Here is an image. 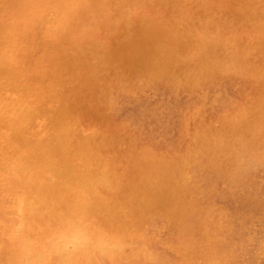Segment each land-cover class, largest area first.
<instances>
[{"label":"rangeland","instance_id":"obj_1","mask_svg":"<svg viewBox=\"0 0 264 264\" xmlns=\"http://www.w3.org/2000/svg\"><path fill=\"white\" fill-rule=\"evenodd\" d=\"M3 1L4 4L3 6H1ZM3 1L0 0V30L2 31V33H0V128H2L0 129V134L2 135H0V142L2 141V145L0 144V179L3 181L0 182V186L2 185L0 187V213H3L2 215L4 216L2 217V215L0 214V240L4 243L0 242V264H74V262L76 264H264V160H261V158L258 157L259 155L262 157V159H264V149H261L264 148V131H262L264 130V122L261 123L264 119V71L263 73L259 74L260 69H264V0H198L197 2L199 4H197L196 0H189L190 2L188 0H143L145 2H143L142 0H114L113 2V0H111V3L110 0H68V7L65 6L67 3L65 2V0H20L21 3L19 2V0H15V3L17 1L16 4L14 3V0L13 2H11L12 0H8L10 4L7 0ZM139 1L141 4L139 3ZM212 1H214L215 4H213L214 2L212 3ZM72 2L75 3V6ZM79 2H83L82 4H85V6L79 4L78 8ZM184 2L186 4H184ZM162 3H164L165 5ZM90 4L95 5L92 8H88L91 7ZM109 4L111 5L112 9L110 8ZM120 4L121 6H124L120 7ZM206 4H208L209 6H206ZM243 4L245 5V7L247 6L246 9L243 8ZM114 5H116V7ZM216 5H218L220 8ZM51 6L56 7L52 8ZM108 6L110 9L108 8ZM48 7H50V9L54 11H51ZM124 7L126 8V10ZM65 8L67 9V12L65 11ZM70 8L74 10H71ZM118 8H120V10ZM99 9L102 10V12ZM115 9H117L118 12ZM261 9L263 10V12H261ZM213 10L216 13L213 12ZM79 11L82 13H80ZM114 11L116 12V14ZM122 11H126L127 13H124ZM152 11L153 14H151ZM173 11H175V13ZM232 11L233 15L236 14L233 17H231ZM98 12L100 14H98ZM45 13H49L48 16L45 15ZM89 13H91V15ZM95 13H97V15ZM118 13L122 15L119 16ZM244 13L246 14L244 15ZM63 14H65L64 16L66 18L63 16ZM171 14L174 16H172ZM110 15H112L111 18ZM135 15L136 18L134 17ZM125 16H127L126 19H123V17L125 18ZM43 17L46 19H44ZM129 17H131L132 19H130ZM169 17L171 18L169 19ZM172 17H177L178 19ZM231 18L233 19L231 20ZM88 19L90 22L88 21ZM165 19L166 21H164ZM179 20L182 22H180ZM243 20L250 22H248V24ZM85 21H87V25ZM191 22L193 26L191 25ZM113 23L116 25L114 26ZM223 23L227 27L223 25ZM237 23L239 25H236ZM253 23L255 26L253 25ZM75 24L76 27L74 26ZM186 24L189 26H187ZM201 24L202 27H200ZM6 25L8 26L6 27ZM10 25L12 26L10 27ZM91 25L94 27H91ZM117 25H119V27ZM4 26L5 30L7 29L8 32L7 30L5 31L3 29ZM116 26L117 29H114L116 28ZM132 27L134 28V30ZM194 27L195 29H193ZM260 28L262 29V31ZM47 29L50 32L47 31ZM50 29H53L54 31ZM203 29L204 31H202ZM84 30H86L85 33H82L81 35V32H84ZM107 30H109L110 32ZM195 30L198 31L197 33L199 35L204 34V36L207 37H204L207 42L205 39H203V36H199L198 34L196 35ZM93 31L95 32V35H93ZM190 31H192V33H190ZM125 32L127 33L124 34ZM183 32H185V34H183ZM214 32L216 35L212 34ZM228 32H230L231 34H228ZM109 33H112L115 37ZM132 33L133 35H137L138 33L137 37L133 36V38L130 39V37L132 36H130V34ZM7 34L9 36L11 35V37L8 36L9 39L16 37L15 35H17V38H15V40L13 38L7 43V41L9 40L7 39ZM251 34L253 36H251ZM12 35L14 36L12 37ZM217 35L219 36V39ZM231 35H234V38L230 37ZM256 35H258V38L256 37ZM57 36L59 38H57ZM64 36H67L68 38ZM88 36L90 39L88 38ZM116 37L117 39L121 40V43L116 42L119 41L116 39ZM76 38H79V41ZM81 38L85 44L80 41ZM208 38H210V40H208ZM226 38L229 40H227ZM61 39L64 41V43ZM133 39L134 42H131V40ZM217 39L220 42L222 40V44L219 43ZM249 39L251 40V42L249 41ZM57 40L61 41L57 43ZM73 40L77 42H74ZM92 40L93 44L91 43ZM11 41L13 42L11 43ZM55 41H57L56 43L60 44L62 47L65 46V48H61V46L59 45L58 47L60 48V50L58 51L59 48H56L57 45H55ZM70 42L71 44L69 46L68 44ZM213 42H216L215 45H217L215 46ZM243 42H245V44H243ZM13 43L17 44L14 45ZM19 43L22 44L20 45ZM109 43L111 44L109 45ZM206 43L207 45L204 46V44ZM229 44H231L232 46ZM13 45L14 49L12 47ZM71 45L73 48L75 47L77 49H73ZM198 45L199 47H197ZM44 48H46V50ZM113 48H115L117 52ZM223 48L225 49V51ZM244 48L245 50H242ZM248 48L252 49H250L249 54ZM230 49L233 51V53ZM235 49L237 50L236 56L240 57V60L242 58L243 63L245 62L246 58V63H244V65L242 62H240L239 58H237L239 60L238 63V60L234 56ZM259 50L260 52H258ZM227 51L229 52L228 54ZM195 54L200 55L196 56ZM12 56L14 59L12 58ZM62 56L63 58L59 59V57ZM222 56L224 58H222ZM71 57L73 59H70ZM182 58L184 60H182ZM227 59L229 60L226 61ZM49 60H53L52 63H50L51 61ZM58 60H60V62ZM88 60L90 63H88ZM191 60L192 62H189ZM195 60L198 61L195 63ZM211 60L213 61V63ZM36 61L37 63H39L37 64ZM260 62L262 63V65L260 64ZM55 65L57 66L55 67ZM60 65L63 68L68 66L67 68L69 69H64L63 71V68ZM92 65H94V68L96 70L94 68H91ZM246 65L248 67H245ZM256 65H258L259 68ZM47 66L49 69L47 68ZM186 66L187 68L189 66V69L191 71H189V69L187 70ZM254 66H256L258 70ZM52 67L55 69H53ZM74 67H76V69ZM101 68H103V70ZM113 68L117 69L114 71ZM47 69L50 71V73ZM82 69L84 71L89 70V77L86 74L87 71L84 72ZM104 69H107V71H105ZM181 69L183 71L186 69L188 72L186 70L183 72L181 71ZM253 69L256 70V72H254ZM45 70H47V72ZM67 70L68 73L71 71L69 73V79H67L69 76ZM100 70H102V72L99 74L98 72H100ZM21 71H23V73L25 74H22ZM93 71L96 72L94 73ZM162 71H164L165 74ZM32 72H34V74ZM74 72L78 75L76 76ZM169 72H171V74H169ZM41 73H43V75ZM154 73H156L158 76L159 81L157 82H155V79H158L156 78L157 76ZM159 73L162 75V78L161 76L159 78ZM176 73H178V75ZM31 74H33L34 76ZM248 74H250V76ZM84 75L87 77L85 78ZM91 75H94V77H91ZM98 75L100 79H96ZM171 75L172 77H174V75H177L175 77V80L171 77ZM178 76L180 77V79L178 78ZM45 77L49 78L48 80L50 81H48ZM90 77L93 79V81L96 79V82H91L92 79ZM63 78L64 80L66 78L69 82L72 80L71 83L68 82L71 85H69L68 83H63L67 82V80L63 81ZM77 78H79V80ZM256 78L258 79V81H256ZM37 79H39L40 81H38ZM45 79L47 81H45ZM104 79L106 80L104 81ZM150 79L153 81H150ZM87 80H89V82ZM177 80L180 82H178ZM73 81L75 82V84H73ZM79 81L86 82L84 84L80 83ZM125 81H127L128 83H126ZM192 81L195 83L192 84ZM207 81H209V84L207 83ZM185 82L187 86L192 85L193 88H190L188 86V89L186 84H184ZM213 82H217L216 85L212 84ZM97 83L98 86H96ZM50 84L52 88L50 87ZM65 85H67V87ZM90 85L93 86V89H91ZM150 85L152 87H150ZM253 85L256 89L253 87ZM258 85L261 87H259ZM54 86H57V88ZM62 86L65 87L63 88ZM87 86L89 88H87ZM99 91L100 95H98ZM257 94L259 95V97ZM94 95L96 96L94 97ZM102 95L106 96L107 98ZM101 96L104 98H100ZM105 99L107 101H105ZM246 102L249 104H247ZM66 105L68 109L65 108ZM44 106H46L47 109H45L46 107L44 108ZM107 107L108 109H105ZM41 110L42 112H40ZM54 110L57 113H55ZM66 110L68 111V116ZM69 110L71 112H74L71 113L69 112ZM101 112H103L104 114ZM59 113H61L62 117H60L61 115ZM52 114L54 116H52ZM241 116L242 120H240ZM74 117L75 119H73ZM41 118L43 119V121ZM33 120L36 122L33 123ZM74 120L76 121L73 122ZM47 121L53 123L51 124ZM41 123H43L44 125ZM73 123L75 124V126ZM46 124L49 125L47 126ZM227 126L229 127V129H231L227 130ZM233 126L235 128H233ZM33 127H37V129L34 128V130ZM43 127L48 131L43 130ZM106 127L108 128L106 129ZM223 127L224 129H222ZM218 128H220V130H218ZM214 130L216 131V133ZM36 131L38 132L36 133ZM49 131L53 134L51 135ZM207 131L209 133L206 134ZM237 131H239V133ZM21 132H24V135H21ZM29 132L30 134H26ZM33 132L35 134H33ZM99 132L102 135L98 134ZM233 132H235L236 134ZM106 133H108V135H106ZM254 133L257 135H255ZM201 134L204 137L201 136ZM226 134H231V136ZM34 137L36 139H34ZM44 137H48V140ZM209 137H212V139H209ZM224 137L225 139H223ZM40 138L42 140L39 141ZM108 138L111 139L108 140ZM194 138H197L198 140ZM242 138L248 139L245 140ZM16 139L18 142L16 141ZM21 139H23L24 141ZM102 139H105L104 141L108 140V144ZM205 140L207 141L205 142ZM200 141H202V143ZM232 141H235V143H237L235 144ZM43 142L44 144H42ZM261 142L263 144H261ZM5 143H7V145H5ZM16 143H21V145H18ZM24 143L26 144V146ZM51 143L53 144V146ZM109 144L111 146H109ZM33 145H36L37 148ZM89 145L93 146L91 147ZM106 145H108L109 147H107ZM246 145L249 146L246 147ZM253 146L255 147V149ZM39 147L41 149H39ZM234 147L237 148L235 149ZM36 149H39L40 152L39 150L36 151ZM55 149L57 150V153L55 152ZM215 149L217 150L215 151ZM13 151L15 153H13ZM58 151H60L59 154ZM10 152L11 154H8ZM106 152H108L109 155H106ZM85 154L88 155L85 156ZM7 155L11 158L12 164L9 163L10 158H6ZM36 155L37 157H35ZM49 155L50 161L47 160L48 162H46L45 159H48ZM102 155L105 157H102ZM53 156L55 159L53 158ZM155 157L156 159L159 158L160 160H156ZM112 158L115 160H113ZM141 158L149 161H146L144 163L145 160L142 161ZM178 159L181 161H177ZM15 160L16 162L20 160V162L16 163ZM30 160L32 161V163L30 162ZM43 160L45 161L44 163ZM23 161H25L26 164L23 163ZM113 161L115 162L114 164L112 163ZM27 162H29V164ZM51 162L53 164H51ZM72 162L75 163L72 164ZM108 162H110L111 164H108ZM37 163H39L40 166L37 165ZM174 163L176 164L174 165ZM179 163L182 164L179 165ZM230 164L232 167L230 166ZM108 167L113 170L111 171L112 173L110 172V169ZM33 168L35 170H33ZM43 169L47 170L48 172L44 171ZM161 169H168V171H164ZM1 170L2 172L4 170L5 171L2 173ZM25 170L27 171V173H25ZM162 171L166 172L167 174L165 175V173ZM34 172L38 174H35ZM141 172L142 175H140ZM48 174L52 176H49ZM109 174L111 176L112 174L116 176L111 177ZM138 174L140 177L138 176ZM163 174L165 175V177ZM3 176L6 177L4 180ZM123 176L124 178L122 179ZM137 176L139 181L137 179ZM145 176L148 179H144L143 177ZM152 177L156 178L153 180ZM160 178L162 179V181ZM121 179L123 181H121ZM61 180L62 184L60 183ZM117 181H119V184ZM6 183L7 185L5 189L4 186ZM115 183L117 184L114 185ZM44 184L46 186H44ZM56 184L60 186L63 185L62 188H64V190L66 191H63L60 187L58 188ZM120 184L122 185V187L119 186ZM101 185L104 189L100 188L102 187ZM41 186L43 188H41ZM114 187L116 188L114 189ZM96 188L98 191L94 190ZM143 188L145 189L144 192H142ZM59 189L62 190L63 195ZM111 189L114 191L116 190L117 193L114 191L111 193ZM54 191L61 194L58 193V195H56L57 193ZM87 191L89 193H87ZM101 192L103 194L102 197L100 195ZM104 193L107 194L104 196ZM66 194L68 197H70L68 198ZM75 194L78 196L75 197ZM112 194L115 196V198ZM73 195L75 198L73 197ZM117 196H119V198H117ZM138 196L141 198H139ZM143 196L145 198H142ZM72 197L74 198L73 200ZM146 197H148L149 200ZM101 198H103V201ZM116 199H119L121 201L123 199V201H116ZM128 199L131 202L132 200H134V202H129V204ZM139 199L140 201H138ZM144 200L150 202L147 203ZM70 201L74 202L70 203ZM94 201L97 202L98 205L94 203ZM153 202L154 204L158 205L154 207L155 211L152 208ZM72 203H74V206H70L72 205ZM62 204H64L65 206H62ZM170 204H173L174 206L172 205L171 207ZM41 205L44 207H42ZM47 205L52 207H48ZM128 205L131 207H129ZM149 205H151V207H149ZM132 206L134 208L138 207L137 210L133 209ZM64 207H68L69 210H64ZM145 207L146 209H149L146 210ZM131 208L133 209V212L131 211ZM178 209L179 211L177 212ZM3 210H6V212L4 213ZM88 210L90 211L88 212ZM42 211L44 212L42 213ZM147 211H149L150 213H147ZM55 212L57 213L55 214ZM79 212H81V214ZM134 212L137 213L134 214ZM47 213H49V215H47ZM89 214L93 215L89 216ZM132 214L134 217L132 216ZM136 214H138L137 217ZM27 216H29L30 218ZM41 216L43 217V219ZM106 217H108L109 221L106 219ZM45 218L47 220H45ZM12 219L13 221H11ZM102 219L103 221H101ZM58 220H60L61 223ZM83 220L84 222H88L84 223ZM89 220H92L93 222L91 221V223ZM33 222H35L36 225ZM4 223L7 225V228H4L6 226ZM41 223H45L46 225ZM48 223L51 224L48 225ZM52 223L54 224L52 225ZM23 224L25 226H23ZM37 225L39 226L38 228L36 227ZM42 225H44V227ZM63 225H66L67 227H64ZM87 225H89V228L91 225V229H89ZM1 227H3L4 230ZM24 227L25 230L21 229ZM46 227L47 229H45ZM93 227H97L96 229L98 230V233ZM111 227H113L112 230L110 229ZM29 228L31 229V231ZM65 228V232H63ZM105 230L106 232H104ZM116 231L117 235L114 234L116 236L112 238L114 236L112 235V233H116ZM6 232L7 234L10 233V236L9 234L7 235ZM35 232L37 233L35 234ZM93 232L95 233L93 234ZM118 232L121 234H119ZM25 233L28 235H26ZM63 233H67L68 235H64ZM78 234L83 237L81 238V240L79 238H76V235ZM18 235L21 236L19 237ZM38 237H40V239ZM126 237L128 239H126ZM20 238H23V240H21ZM24 238H27L28 240L26 241V239ZM94 240L97 241V243H95ZM59 241L62 243H59ZM62 244L65 245V247ZM15 245H20L22 247H16ZM3 246L5 251H1V248L3 249ZM40 246H42L43 249ZM32 247L34 248V251ZM77 248L78 251H76ZM80 248H84L82 250L85 254L81 252L82 250ZM90 248L94 250H91ZM38 249L39 251H37ZM15 251H17L16 254ZM90 251L92 253L91 256ZM21 252L22 254L20 255ZM71 254H73L75 258L72 257L73 255ZM100 254L105 256H102ZM108 254H110L109 256L111 259L109 258V256H107ZM49 256L52 257L50 258ZM47 257L50 259H48ZM65 257L69 258L65 259ZM76 257H78V259ZM90 257L92 258V260ZM10 258L12 259V261ZM42 260H45L46 262H42Z\"/></svg>","mask_w":264,"mask_h":264},{"label":"bare ground","instance_id":"obj_2","mask_svg":"<svg viewBox=\"0 0 264 264\" xmlns=\"http://www.w3.org/2000/svg\"><path fill=\"white\" fill-rule=\"evenodd\" d=\"M2 1H3V0H2ZM7 1H8V0H7ZM62 1H64V0H62ZM67 1H68V0H65V2H67ZM99 1H100V0H99ZM103 1H106V0H103ZM131 1H132V0H131ZM135 1H136V0H135ZM142 1H143V0H142ZM145 1H146V0H145ZM145 1H143V2H145ZM147 1H149V0H147ZM164 1H165V0H164ZM171 1H172V0H171ZM171 1H170V2H171ZM185 1H186V0H185ZM188 1H189V0H188ZM197 1H198V0H196V2H197ZM204 1H205V0H204ZM5 2H6V1H5ZM11 2H13V0H12ZM19 2H20V0H19ZM88 2H89V1H88ZM113 2H114V0H113ZM113 2H112V4H113ZM168 2H169V1H168ZM181 2H183V1H181ZM189 2H190V1H189ZM189 2H188V3H189ZM213 2H214V1H212V3H213ZM1 3H2V2H1ZM8 3H9V1H8ZM14 3H15V0H14ZM16 3H17V1H16ZM16 3H15V4H16ZM20 3H21V2H20ZM68 3H69V2H67L65 6L68 7ZM72 3H73L74 6H75V3H74V2H72ZM72 3H71V4H72ZM82 3H83V2H82ZM82 3H80V2L78 3V8H79V4L81 5ZM91 3H92V2H91ZM100 3H101V2H100ZM110 3H111V0H110ZM128 3H129V1H128ZM139 3H140V1H139ZM164 3H165V2H164ZM164 3H162V4H164ZM172 3H173V2H172ZM208 3H209V2H208ZM220 3H221V2H220ZM240 3H241V2H240ZM263 3H264V1H263ZM3 4H4V1H3V3H2L1 6H3ZM9 4H10V3H9ZM15 4H14V5H15ZM22 4H23V3H22ZM88 4H89V3H88ZM92 4H93V3H92ZM98 4H99V3H98ZM101 4H102V3H101ZM140 4H141V3H140ZM158 4H160V3H158ZM167 4H168V3H167ZM176 4H177V3H176ZM184 4H186V3L184 2ZM197 4H199V3L197 2ZM197 4H196V6H197ZM213 4H215V2H214ZM223 4H224V3H223ZM228 4H229V2H228ZM82 5L85 6V4H82ZM90 5H91V4H90ZM94 5H95V4H94ZM94 5H91V7H88V6H89V5H88V6H86V7H88V8H92ZM104 5H105V4H104ZM104 5H103V8H104ZM109 5H110V4H109ZM164 5H165V4H164ZM179 5H181V4H179ZM182 5H183V4H182ZM192 5H193V4H192ZM226 5H227V4H226ZM226 5H225V7H226ZM234 5H235V4H234ZM234 5H233V6H234ZM237 5H238V4H237ZM237 5H236V6H237ZM253 5H254V4H253ZM253 5H252V6H253ZM114 6L116 7V5H114ZM122 6H124V5H122ZM122 6H121V4H120V7H122ZM146 6H147V5H146ZM161 6H162V5H161ZM193 6H194V5H193ZM206 6H209V5L206 4ZM216 6L219 7L218 5H216ZM236 6H235V7H236ZM238 6H239V5H238ZM243 6H244V7H243ZM243 6H242V7H243L244 9H246L247 6L245 7L244 4H243ZM262 6H263V4H262ZM8 7H9V6H8ZM51 7L53 8V7H56V6H51ZM67 7H66V8H67ZM76 7H77V6H76ZM125 7H126V6H125ZM125 7H124V8H125ZM153 7H154V6H153ZM213 7H215V6H213ZM242 7H241V10H242ZM1 8H2V7H1ZM18 8H19V6H18ZM48 8L50 9V7H48ZM66 8H65V9H66ZM71 8H73V7H71ZM71 8H70V9H71ZM98 8H99V7H98ZM98 8H97V9H98ZM108 8H109V6H108ZM110 8H111V5H110ZM110 8H109V9H110ZM128 8H129V7H128ZM191 8H192V7H191ZM191 8H190V9H191ZM204 8H205V6H204ZM219 8H220V7H219ZM221 8H222V7H221ZM233 8H234V7H233ZM248 8H249V7H248ZM16 9H17V8H16ZM111 9H112V8H111ZM118 9L120 10V8H118ZM122 9H123V8H122ZM132 9H133V7H132ZM198 9H199V8H198ZM202 9H203V8H202ZM215 9H216V8H215ZM235 9H238V8H235ZM239 9H240V8H239ZM251 9H253V8H251ZM50 10H51V9H50ZM57 10H58V9H57ZM71 10H74V9H71ZM99 10H100V9H99ZM113 10H114V9H113ZM115 10H117V9H115ZM125 10H126V8H125ZM154 10H155V9H154ZM187 10H188V9H187ZM187 10H186V11H187ZM194 10H195V9H194ZM218 10H219V9H218ZM225 10H226V9H225ZM231 10H232V9H231ZM249 10H250V9H249ZM261 10H262V9H261ZM263 10H264V9H263ZM263 10H262L261 12H263ZM48 11H49V10H48ZM51 11H54V10H51ZM51 11H50V12H51ZM65 11L67 12V9H66ZM65 11H64V12H65ZM100 11L102 12V10H100ZM100 11H99V12H100ZM108 11H109V10H108ZM129 11H131V10H129ZM188 11H189V10H188ZM192 11H193V10H192ZM195 11H196V10H195ZM202 11H203V10H202ZM206 11H207V10H206ZM209 11H210V10H209ZM258 11H259V10H258ZM0 12H1V11H0ZM46 12H47V11H46ZM50 12H49V13H50ZM58 12H59V11H58ZM66 12H65V13H66ZM68 12H69V10H68ZM79 12H80V11H79ZM95 12H97V11H95ZM99 12H98V14H100ZM114 12H115V11H114ZM117 12H118V10H117ZM122 12H124V11H122ZM122 12H121V13H122ZM125 12H126V11H125ZM125 12H124V13H125ZM137 12H138V11H137ZM142 12H146V11H142ZM173 12L175 13V11H173ZM200 12H201V11H200ZM200 12H199V13H200ZM213 12H215V11L213 10ZM226 12H227V11H226ZM226 12H225V13H226ZM235 12H236V11H235ZM235 12H234V13H235ZM242 12H243V11H242ZM249 12H250V11H249ZM49 13H47V14L45 13V15L48 16ZM80 13H82V12H80ZM106 13H107V12H106ZM126 13H127V12H126ZM128 13H130V12H128ZM163 13H164V12H163ZM167 13H168V12H167ZM208 13H209V12H208ZM215 13H216V12H215ZM219 13H221V12H219ZM253 13H254V12H253ZM58 14H59V13H58ZM58 14H57V17H58ZM89 14L91 15V13H89ZM92 14H93V13H92ZM95 14L97 15V13H95ZM108 14H109V13H108ZM110 14H112V13H110ZM115 14H116V12H115ZM147 14H148V13H147ZM149 14H150V13H149ZM151 14H153V11H152ZM155 14H157V13H155ZM188 14H189V13H188ZM204 14H205V13H204ZM240 14H241V13H240ZM245 14H246V13H244V15H245ZM249 14H250V13H249ZM2 15H3V14H2ZM64 15H65V14H63V16H64ZM76 15H77V13H76ZM118 15L120 16V15H122V14H119V13H118ZM157 15H159V14H157ZM171 15H172V14H171ZM200 15H201V14H200ZM215 15H216V14H215ZM215 15H214V16H215ZM217 15H218V14H217ZM226 15H228V14H226ZM235 15H236V14H235ZM235 15H233V11H232V16H231V17H233V16H235ZM4 16H5V14H4ZM47 16H46V17H47ZM61 16H62V15H61ZM78 16H79V15H78ZM81 16H82V15H81ZM81 16H80V17H81ZM111 16H112V15H110V18H111ZM154 16H155V15H154ZM165 16H166V15H165ZM172 16H174V15H172ZM176 16H177V15H176ZM190 16H191V14H190ZM59 17H60V16H59ZM64 17H65V16H64ZM126 17H127V16H125V18L123 17V19H126ZM131 17H132V16H131ZM131 17H129V18L132 19ZM134 17L136 18V15H135ZM159 17H160V16H159ZM181 17H183V16H181ZM188 17H189V16H188ZM194 17H195V16H194ZM207 17H208V15H207ZM221 17H222V16H221ZM223 17H224V16H223ZM257 17H258V16H257ZM43 18H44V17H43ZM65 18H66V17H65ZM77 18H78V17H77ZM89 18H90V17H89ZM117 18H118V16H117ZM162 18H163V17H162ZM170 18H171V17H169V19H170ZM172 18H177V17H172ZM190 18H191V17H190ZM199 18H200V17H199ZM228 18H230V17H228ZM236 18H237V17H236ZM238 18H239V15H238ZM44 19H46V18H44ZM74 19H75V17H74ZM80 19H81V18H80ZM80 19H79V20H80ZM92 19H93V18H92ZM169 19H168V21H169ZM177 19H178V18H177ZM193 19H194V18H193ZM201 19H202V18H201ZM201 19H200V20H201ZM214 19H215V18H214ZM214 19H213V20H214ZM232 19H233V18H231V20H232ZM261 19H262V18H261ZM263 19H264V18H263ZM63 20H64V19H63ZM110 20H111V19H110ZM118 20H119V19H118ZM120 20H121V19H120ZM174 20H175V19H174ZM180 20H181V19H180ZM180 20H179V21H180ZM197 20H199V19H197ZM208 20H209V19H208ZM0 21H1V20H0ZM44 21H45V20H44ZM88 21H89V19H88ZM164 21H166V19H165ZM175 21H176V20H175ZM183 21H184V20H183ZM188 21H189V20H188ZM188 21H187V22H188ZM202 21H203V20H202ZM210 21H211V20H210ZM220 21H221V20H220ZM227 21H228V20H227ZM227 21H226V22H227ZM243 21H244L245 23L250 22V21L247 22V21H245V20H243ZM253 21H254V20H253ZM45 22H46V21H45ZM47 22H48V20H47ZM63 22H64V21H63ZM72 22H73V21H72ZM89 22H90V21H89ZM92 22H93V21H92ZM180 22H182V21H180ZM193 22H194V21H193ZM244 22H242V23H244ZM255 22H256V21H255ZM61 23H62V21H61ZM66 23H67V22H66ZM68 23H69V22H68ZM75 23H76V22H75ZM85 23H86V25H87V21H85ZM119 23H120V22H119ZM171 23H173V22H171ZM178 23H179V22H178ZM239 23H240V21H239ZM53 24H54V23H53ZM80 24H82V23H80ZM80 24H79V25H80ZM113 24H114V23H113ZM174 24H175V23H174ZM182 24H183V23H182ZM195 24H196V23H195ZM204 24H205V23H204ZM216 24H217V22H216ZM218 24H219V22H218ZM248 24H249V23H248ZM255 24H256V23H255ZM258 24H260V23H258ZM46 25H47V24H46ZM51 25H52V24H51ZM56 25H57V24H56ZM92 25H93V24H92ZM92 25H91V27H94V26H92ZM101 25H103V24H101ZM115 25H116V24H114V26H115ZM127 25H128V24H127ZM165 25H166V24H165ZM180 25H181V24H180ZM186 25H187V24H186ZM191 25H192V22H191ZM197 25H198V24H197ZM210 25H211V24H210ZM214 25H215V24H214ZM223 25H225V24L223 23ZM229 25H230V24H229ZM234 25H235V24H234ZM236 25H239V24L237 23ZM253 25H254V23H253ZM7 26H8V25H6V27H7ZM11 26H12V25H10V27H11ZM15 26H16V24H15ZM53 26H54V25H53ZM53 26H52V28H53ZM57 26H58V25H57ZM74 26L76 27V24H75ZM77 26H78V25H77ZM111 26H112V25H111ZM111 26H110V27H111ZM117 26L119 27V25H117ZM117 26H116V28H114V29H117ZM125 26H126V25H125ZM175 26H176V25H175ZM187 26H189V25H187ZM192 26H193V25H192ZM194 26H195V25H194ZM205 26H206V25H205ZM205 26H203V27H205ZM211 26H212V25H211ZM225 26H226V25H225ZM225 26H224V27H225ZM254 26H255V25H254ZM48 27H49V26H48ZM91 27H90V28H91ZM99 27H100V25H99ZM112 27H113V26H112ZM133 27H134V26H133ZM133 27H132V28H133ZM190 27H191V26H190ZM195 27H196V26H195ZM195 27H194L193 29H195ZM200 27H202V24H201ZM200 27H199V28H200ZM214 27H215V26H214ZM224 27H223V28H224ZM226 27H227V26H226ZM234 27H235V26H234ZM244 27H245V26H244ZM261 27H262V26H261ZM2 28H3V27H2ZM68 28H69V27H68ZM77 28H78V27H77ZM101 28H102V27H101ZM184 28H185V27H184ZM199 28H198V29H199ZM208 28H209V27H208ZM240 28H241V27H240ZM250 28H253V27H250ZM3 29L5 30V26H4ZM14 29H15V28H14ZM88 29H89V27H88ZM94 29H95V28H94ZM108 29H109V28H108ZM201 29H202V28H201ZM204 29H205V28H204ZM204 29H203L202 31H204ZM215 29H216V28H215ZM219 29H221V28H219ZM225 29H226V28H225ZM228 29H229V28H228ZM260 29H261V28H260ZM6 30H7V29H6ZM6 30H5V31H6ZM50 30H53V29H50ZM72 30H73V29H72ZM76 30H78V29H76ZM90 30H91V29H90ZM90 30H88V31H90ZM133 30H134V28H133ZM263 30H264V29H263ZM0 31H1V30H0ZM47 31H49V30L47 29ZM53 31H54V30H53ZM73 31H74V30H73ZM85 31H86V30H84V32H81V35H82V33H85ZM107 31H109V30H107ZM129 31H130V30H129ZM131 31H132V30H131ZM176 31H177V30H176ZM178 31H179V30H178ZM207 31H208V30H207ZM209 31H210V30H209ZM228 31H229V30H228ZM258 31H259V30H258ZM261 31H262V29H261ZM7 32H8V30H7ZM7 32H6V33H7ZM49 32H50V31H49ZM93 32H94V31H93ZM109 32H110V31H109ZM195 32H196V35H197V34H198V33H197L198 31L195 30ZM216 32H217V31H216ZM0 33H2V31H1ZM6 33H5V34H6ZM91 33H92V31H91ZM126 33H127V32H125L124 34H126ZM190 33H192V31H190ZM199 33H200V32H199ZM218 33H219V32H218ZM234 33H235V32H234ZM234 33H233V34H234ZM240 33H241V32H240ZM246 33H247V31H246ZM250 33H251V32H250ZM255 33H256V32H255ZM12 34H13V33H12ZM14 34H15V32H14ZM59 34H60V33H59ZM61 34H62V33H61ZM72 34H73V33H72ZM87 34H88V33H87ZM109 34H112V33H109ZM115 34H116V33H115ZM124 34H123V35H124ZM183 34H185V32H183ZM209 34H210V33H209ZM212 34L216 35L215 32L212 33ZM212 34H211V36H212ZM228 34H231V33L228 32ZM242 34H243V33H242ZM257 34H258V33H257ZM47 35H48V32H47ZM55 35H56V34H55ZM81 35H80V37H81ZM93 35H95V32H94ZM112 35H113V34H112ZM131 35H132V36H131ZM137 35H138V33H137ZM137 35H135V34L133 35V33L130 34V36H131L130 39L133 38V36H136V37H137ZM198 35H199V34H198ZM221 35H222V34H221ZM224 35H225V34H224ZM261 35H263V34H261ZM3 36H4V35H3ZM8 36H9V35L7 34V37H8ZM13 36H14V35H12V37H13ZM15 36H16V37H13L14 40H15V38H17V35H15ZM78 36H79V35H78ZM84 36H85V35H84ZM84 36H83V37H84ZM104 36H105V35H104ZM113 36H114V35H113ZM113 36H112V37H113ZM199 36H203V39H205L204 37H206V36H204V34H203V35H199ZM209 36H210V35H209ZM211 36H210V37H211ZM217 36H218V35H217ZM227 36H228V35H227ZM251 36H253V35L251 34ZM257 36H258V35H256V37H257ZM9 37H11V35H10ZM9 37H8L7 39H9ZM18 37H19V36H18ZM64 37H67V36H64ZM97 37H98V36H97ZM114 37H115V36H114ZM215 37H216V36H215ZM230 37H233V38H234V35H233V36L231 35ZM247 37H248V36H247ZM256 37H255V38H256ZM13 38H10V39L7 41V43H8L11 39H13ZM26 38H27V37H26ZM57 38H59V37L57 36ZM67 38H68V37H67ZM67 38H65V39H67ZM84 38H85V37H84ZM86 38H87V37H86ZM88 38H89V36H88ZM206 38H207V37H206ZM223 38H224V37H223ZM255 38H254V39H255ZM257 38H258V37H257ZM27 39H28V38H27ZM27 39H26V40H27ZM43 39H44V38H43ZM45 39H46V38H45ZM76 39H78V41H79V38H76ZM89 39H90V38H89ZM104 39H105V38H104ZM114 39H115V38H114ZM116 39H117V37H116ZM116 39H115V40H116ZM215 39H216V38H215ZM218 39H219V36H218ZM218 39H217V40H218ZM224 39H225V38H224ZM226 39H227V38H226ZM261 39H262V36H261ZM26 40H25V41H26ZM46 40H47V39H46ZM50 40H51V39H50ZM61 40H62V39H61ZM61 40H59V41H61ZM87 40H88V39H87ZM95 40H96V39H95ZM117 40H119V41H116V42H118V43L121 41L120 39H117ZM205 40H206V39H205ZM208 40H210V38H208ZM227 40H229V39H227ZM4 41H5V40H4ZM16 41H17V40H16ZM33 41H34V40H33ZM57 41H58V40H57ZM57 41H55L54 43H56ZM59 41H58L57 43H59ZM62 41H63V40H62ZM73 41H74V42H77V41H75V40H73ZM73 41H72V42H73ZM80 41H82V38H81ZM101 41H102V40H101ZM104 41H105V40H104ZM108 41H109V40H108ZM112 41H113V40H112ZM122 41H123V39H122ZM124 41H125V40H124ZM132 41L134 42V39L131 40V42H132ZM218 41H219V40H218ZM249 41L251 42L250 39H249ZM12 42H13V41H11V43H12ZM22 42H23V40H22ZM48 42H49V41H48ZM85 42H88V41H85ZM92 42H93V40L91 41V43H92ZM102 42H103V41H102ZM129 42H130V40H129ZM194 42H196V41H194ZM204 42H205V41H204ZM206 42H207V40H206ZM223 42H224V41H223ZM229 42H230V41H229ZM233 42H234V41H233ZM245 42H246V41H245ZM245 42H243V44H245ZM5 43H6V42H5ZM5 43H4V44H5ZM57 43L55 44V45H57L56 48L60 45V44H57ZM63 43H64V41H63ZM82 43H84V42L82 41ZM120 43H121V42H120ZM191 43H193V42H191ZM213 43H214V42H213ZM215 43H216V42H215ZM215 43H214V45H215ZM219 43L222 44V40H221V42L219 41ZM225 43H226V42H225ZM234 43H235V42H234ZM247 43H248V42H247ZM4 44H3V45H4ZM13 44H14V43H13ZM15 44H17V43H15ZM15 44H14V45H15ZM19 44H20V43H19ZM21 44H22V43H21ZM21 44H20V45H21ZM35 44H36V43H35ZM67 44H68V43H67ZM70 44H71V42H70L68 45L70 46ZM74 44H75V43H74ZM84 44H85V43H84ZM92 44H93V43H92ZM106 44H107V43H106ZM110 44H111V43H109V45H110ZM123 44H125V43H123ZM127 44H128V43H127ZM132 44H133V43H132ZM3 45H2V46H3ZM14 45L12 46L13 49H14ZM64 45H65V44H64ZM129 45H130V44H129ZM205 45H207V43L204 44V46H205ZM216 45H217V44H216ZM216 45H215V46H216ZM218 45H219V44H218ZM227 45H228V44H227ZM229 45H231V44H229ZM31 46H32V45H31ZM60 46H61V45H60ZM73 46H74V45H73ZM195 46H196V45H195ZM225 46H226V45H225ZM231 46H232V45H231ZM233 46H234V45H233ZM244 46H245V45H244ZM253 46H254V45H253ZM4 47H5V46H4ZM6 47H8V46H6ZM20 47H22V46H20ZM20 47H19V48H20ZM51 47H52V45H51ZM71 47H72V45H71ZM110 47H112V46H110ZM197 47H199V45H198ZM213 47H214V46H213ZM242 47H243V45H242ZM248 47H249V46H248ZM8 48H10V47H8ZM37 48H38V46H37ZM58 48H59V47H58ZM58 48H57V49H58ZM61 48H65V46H64V47L61 46ZM66 48H67V47H66ZM72 48H73V47H72ZM191 48H192V46H191ZM226 48H227V47H226ZM252 48H253V47H252ZM1 49H2V48H1ZM6 49H7V48H6ZM15 49H16V47H15ZM32 49H34V48H32ZM44 49L46 50V48H44ZM73 49H77V48L74 47ZM81 49H82V48H81ZM113 49L117 52V50H116L115 48H113ZM166 49H167V48H166ZM168 49H169V48H168ZM223 49H224V48H223ZM248 49H249V48H248ZM248 49H247V50H248ZM250 49H251V48H250ZM250 49H249V51H248V54H249V52H250ZM59 50H60V48L58 49V51H59ZM202 50H203V48H202ZM220 50H221V49H220ZM227 50H228V49H227ZM230 50H231V49H230ZM242 50H245V48L242 49ZM251 50H252V49H251ZM256 50H257V49H256ZM256 50H255V51H256ZM6 51H7V50H6ZM9 51H10V50H9ZM43 51H44V50H43ZM62 51H63V50H62ZM132 51H133V50H132ZM164 51H165V50H164ZM199 51H200V49H199ZM224 51H225V49H224ZM224 51H223V52H224ZM228 51H229V50H228ZM228 51H227V54L229 53ZM231 51H232V50H231ZM236 51H237V50L235 49V51H234V52H235V55H234V56L236 57V59L239 58V60H240V57L236 56ZM34 52H35V51H34ZM34 52H33V53H34ZM219 52H220V51H219ZM258 52H260V50H259ZM261 52H262V51H261ZM10 53H11V52H10ZM55 53H56V52H55ZM60 53H62V52H60ZM159 53H160V52H159ZM182 53H183V51H182ZM185 53H186V52H185ZM185 53H184V55H185ZM192 53H193V52H192ZM192 53H191V55H192ZM195 53H197V52H195ZM202 53H204V52H202ZM232 53H233V51H232ZM252 53H253V52H252ZM255 53H256V52H255ZM41 54H42V53H41ZM76 54H77V53H76ZM6 55H7V54H6ZM8 55H9V53H8ZM8 55H7V56H8ZM18 55H19V54H18ZM20 55H21V54H20ZM56 55H59V54H56ZM90 55H91V54H90ZM195 55H196V56H199L200 54H199V55L195 54ZM250 55H251V54H250ZM250 55H249V56H250ZM27 56H28V55H27ZM116 56H117V55H116ZM187 56H188V55H187ZM187 56H186V57H187ZM196 56H195V57H196ZM206 56H207V55H206ZM225 56H226V55H225ZM232 56H233V55H232ZM232 56H231V57H232ZM241 56H242V55H241ZM246 56H248V55H246ZM251 56H252V55H251ZM256 56H257V55H256ZM261 56H262V55H261ZM261 56H260V57H261ZM2 57H3V54H2ZM21 57H22V56H21ZM0 58H1V57H0ZM10 58H11V57H10ZM12 58H13V56H12ZM12 58H11V59H12ZM38 58H39V57H38ZM38 58H37V59H38ZM60 58H63V56H62V57H59V59H60ZM93 58H94V57H93ZM93 58H92V59H93ZM191 58H192V57H191ZM222 58H224V57L222 56ZM222 58H221V59H222ZM249 58H250V57H249ZM249 58H248V59H249ZM263 58H264V56H263ZM13 59H14V58H13ZM37 59H36V60H37ZM56 59H57V57H56ZM70 59H73V58L71 57ZM74 59H76V58H74ZM189 59H190V58H189ZM208 59H209V58H208ZM258 59H259V56H258ZM27 60H28V59H27ZM40 60H41V59H40ZM40 60H39V61H40ZM43 60H44V59H43ZM61 60H62V59H61ZM68 60H69V59H68ZM104 60H105V58H104ZM182 60H184V59L182 58ZM185 60H186V59H185ZM228 60H229V59H227L226 61H228ZM237 60H238V59H237ZM239 60H238V63H239ZM242 60H243V59L241 58L240 62H242ZM49 61H51V60H49ZM52 61H53V60H52ZM52 61H51L50 63H52ZM55 61H56V60H55ZM58 61L60 62V60H58ZM71 61H72V60H71ZM197 61H198V60H195V63H196ZM211 61H212V60H211ZM211 61H210V62H211ZM234 61H235V58H234ZM258 61H259V60H258ZM261 61H262V59H261ZM61 62H62V61H61ZM64 62H65V61H64ZM74 62H76V61H74ZM80 62H81V61H80ZM92 62H93V61H92ZM100 62H102V61H100ZM100 62H99V64H100ZM189 62H192V60L189 61ZM204 62H206V61H204ZM215 62H216V61H215ZM218 62H219V61H218ZM218 62H217V63H218ZM36 63H37V61H36ZM38 63H39V62H38ZM38 63H37V64H38ZM55 63H56V62H55ZM62 63H63V62H62ZM69 63H70V62H69ZM71 63H72V62H71ZM88 63H90L89 60H88ZM114 63H115V61H114ZM114 63H113V64H114ZM176 63H177V62H176ZM186 63H187V62H186ZM193 63H194V62H193ZM212 63H213V61H212ZM233 63H234V62H233ZM236 63H237V62H236ZM236 63H235V64H236ZM242 63H243V62H242ZM244 63H246V58H245V62H244ZM244 63H243V65H244ZM247 63H248V61H247ZM60 64H61V63H60ZM63 64H64V63H63ZM63 64H62V65H63ZM99 64H98V65H99ZM187 64H188V63H187ZM214 64H215V63H214ZM260 64L262 65L261 62H260ZM263 64H264V63H263ZM53 65H54V64H53ZM67 65H69V64H67ZM105 65H106V64H105ZM193 65H194V64H193ZM217 65H219V64H217ZM232 65H233V64H232ZM239 65H240V64H239ZM243 65H241V66H243ZM21 66H23V65H21ZM38 66H39V65H38ZM49 66H50V65H49ZM51 66H52V64H51ZM56 66H57V65H55V67H56ZM60 66H61V65H60ZM73 66H74V64H73ZM75 66H77V65H75ZM99 66H100V65H99ZM182 66H183V65H182ZM198 66H199V65H198ZM210 66H211V65H210ZM227 66H228V65H227ZM236 66H237V65H236ZM256 66H258V65H256ZM256 66H254V67L256 68ZM61 67H62V66H61ZM61 67H60V70H61ZM67 67H68V66H67ZM67 67H64V68L62 67V68H63V71H64V69H69V68H67ZM88 67H89V65H88ZM100 67H101V66H100ZM105 67H106V66H105ZM134 67H135V66H134ZM245 67H248V66L246 65ZM254 67H253V68H254ZM18 68H19V67H18ZM18 68H17V69H18ZM47 68H48V66H47ZM52 68H53V67H52ZM74 68L76 69V67H74ZM91 68H94V65H92ZM183 68H184V67H183ZM186 68H187V66H186ZM189 68H190V67L188 66L187 70H188ZM191 68H192V67H191ZM199 68H200V67H199ZM220 68H221V67H220ZM243 68H244V67H243ZM249 68H250V67H249ZM249 68H247V69H249ZM258 68H259V66H258ZM261 68H262V67H261ZM48 69H49V68H48ZM48 69H47V70H48ZM53 69H55V68H53ZM71 69H72V68H71ZM94 69H95V68H94ZM98 69H99V67H98ZM101 69L103 70V68H101ZM116 69H117V68H116ZM116 69L113 68L114 71H115ZM171 69H172V68H171ZM256 69H257V68H256ZM20 70H21V69H20ZM40 70H41V68H40ZM47 70H45V71L47 72ZM78 70H80V69H78ZM82 70H83V69H82ZM95 70H96V69H95ZM102 70H100V72H98V73L100 74V73L102 72ZM104 70H105V69H104ZM118 70H119V69H118ZM142 70H143V69H142ZM185 70H186V69H185ZM185 70H184V71H185ZM187 70H186V71H187ZM218 70H219V68H218ZM244 70H245V69H244ZM253 70H254V69H253ZM253 70H252V71H253ZM257 70H258V69H257ZM261 70H262V69H260V73H259V74L263 73V71H264V69H263L262 71H261ZM15 71H17V70H15ZM23 71H24V68H23ZM23 71H21V73H22V74H25V73H23ZM28 71H29V70H28ZM48 71H49V70H48ZM73 71H74V69H73ZM73 71H72V72H73ZM76 71H77V70H76ZM76 71H75V72H76ZM83 71H84V70H83ZM83 71H82V72H83ZM86 71H87V70H85L84 72H86ZM88 71H89V70H88ZM88 71H87V73H86L87 76H88ZM90 71H91V69H90ZM97 71H99V70H97ZM105 71H107V69H106ZM181 71H183V70L181 69ZM184 71H183V72H184ZM189 71H191V70L189 69ZM241 71H242V70H241ZM241 71H240V72H241ZM249 71H251V70H249ZM0 72H1V71H0ZM34 72H35V71H34ZM34 72H32V73L34 74ZM41 72H43V71H41ZM70 72H71V71H70ZM70 72H69V73H70ZM75 72H74V73H75ZM93 72L95 73L96 71H93ZM111 72H112V71H111ZM126 72H127V71H126ZM133 72H134V71H133ZM162 72L164 73V71H162ZM187 72H188V71H187ZM192 72H193V71H192ZM247 72H248V71H247ZM254 72H256V70H254ZM254 72H253V73H254ZM49 73H50V71H49ZM51 73H52V70H51ZM67 73H68V70H67ZM69 73H68V75H69ZM135 73H136V72H135ZM160 73H161V72H160ZM160 73L158 74V75H159V78H160V76H161V78H162V75H161ZM189 73H190V72H189ZM245 73H246V72H245ZM33 74H31V75H33ZM41 74L43 75V73H41ZM61 74H63V73H61ZM75 74H76V73H75ZM80 74H82V73H80ZM80 74H79V75H80ZM84 74H85V73H84ZM119 74H120V73H119ZM148 74H149V73H148ZM154 74H156V73H154ZM164 74H165V73H164ZM169 74H171V72H169ZM169 74H168V75H169ZM173 74H175V73H173ZM173 74H172V75H173ZM176 74L178 75V73H176ZM182 74H183V73H182ZM192 74H193V73H192ZM216 74H217V73H216ZM256 74H258V73H256ZM256 74H255V75H256ZM65 75H66V74H65ZM73 75H74V74H73ZM77 75H78V74H76V76H77ZM95 75H97V74H95ZM134 75H135V74H134ZM151 75H152V74H151ZM166 75H167V74H166ZM166 75H165V76H166ZM172 75H171V77H172ZM177 75H174V77H172V78H174V80H175V77H176ZM180 75H181V74H180ZM186 75H187V73H186ZM248 75L250 76V74H248ZM251 75H253V74H251ZM255 75H254V76H255ZM27 76H30V75H27ZM33 76H34V75H33ZM44 76H45V75H44ZM76 76H73V77H76ZM84 76H85V75H84ZM87 76H85V78H86ZM103 76H104V75H103ZM156 76H157V74H156ZM254 76H252V77H254ZM256 76H257V75H256ZM256 76H255V77H256ZM3 77H4V76H3ZM3 77H2V78H3ZM40 77H43V76H40ZM49 77H50V76H49ZM69 77H70V75L68 76L67 79H69ZM71 77H72V76H71ZM81 77H82V75H81ZM88 77H89V76H88ZM91 77H94V75H93V76L91 75ZM91 77H90V78H91ZM126 77H127V76H126ZM232 77H233V76H232ZM235 77H236V76H235ZM35 78H36V77H35ZM45 78H47V77H45ZM55 78H57V77H55ZM79 78H80V76H79ZM79 78H77V79L79 80ZM85 78H83V79H85ZM102 78H103V77H102ZM156 78L158 79V76H157ZM178 78L180 79L179 76H178ZM204 78H207V77H204ZM208 78H209V77H208ZM259 78H260V77H259ZM48 79H49V78H47V80H48ZM67 79L65 78V80H67ZM70 79H72V78H70ZM88 79H89V78H88ZM91 79H92V78H91ZM94 79H95V78H94ZM96 79H100V78H99V75H98V77H97ZM96 79L94 80L95 82H96ZM179 79H178V80H179ZM200 79H201V78H200ZM251 79H252V78H251ZM254 79H255V78H254ZM24 80H25V79H24ZM34 80H35V79H34ZM37 80L40 81L41 78H40V80H39V79H37ZM37 80H36V81H37ZM47 80L45 79V81H47ZM51 80H52V79H51ZM55 80H57V79H55ZM62 80L65 81L64 78H63ZM62 80H61V81H62ZM78 80H75V81H78ZM102 80H103V79H102ZM105 80H106V79H104V81H105ZM139 80H140V79H139ZM139 80H138V82H139ZM141 80H142V79H141ZM144 80H146V79H144ZM172 80H173V79H172ZM178 80H177V81H178ZM259 80H260V79H259ZM48 81H50V80H48ZM63 81H62V82H63ZM71 81H72V80H71ZM71 81L69 82V81L67 80V82H63V83H65V84L68 83V82L71 83ZM87 81L89 82V80H87ZM92 81H93V79L91 80V82H92ZM94 81H93V82H94ZM150 81H153V80L150 79ZM150 81H149V82H150ZM157 81H159V79H158V80L155 79V82H157ZM161 81H162V80H161ZM181 81H182V80H181ZM256 81H258L257 78H256ZM256 81H255V82H256ZM42 82H43V80H42ZM51 82H52V81H51ZM54 82H55V81H54ZM56 82H57V81H56ZM73 82H74V81H73ZM79 82L85 84L86 81H85V82H81V81H79ZM99 82H100V81H99ZM99 82H98V83H99ZM125 82L128 83L127 81H125ZM130 82H131V80H130ZM155 82H154V83H155ZM178 82H180V81H178ZM183 82H184V81H183ZM189 82H190V81H189ZM192 82H193V81H192ZM199 82H200V81H199ZM208 82H209V81H207V83H208ZM34 83H35V82H34ZM37 83H38V82H37ZM63 83H62V84H63ZM69 83H68V84H69ZM98 83H97L96 86H98ZM105 83H106V82H105ZM147 83H148V82H147ZM173 83H174V82H173ZM173 83H172V84H173ZM187 83H188V82H187ZM190 83H191V82H190ZM190 83H189V84H190ZM194 83H195V82H193L192 84H194ZM200 83H201V82H200ZM216 83H217V82H215V83L213 82L212 84H215V85H216ZM256 83H257V82H256ZM32 84H33V83H32ZM45 84H46V83H45ZM45 84H44V85H45ZM62 84H61V85H62ZM73 84H75V82H74ZM175 84H178V83H175ZM182 84H183V83H182ZM184 84H186V82H185ZM208 84H209V83H208ZM41 85H42V83H41ZM54 85H57V84H54ZM69 85H71V84H69ZM151 85H152V84H151ZM151 85H150V87H152ZM153 85H154V84H153ZM156 85H157V84H156ZM179 85H180V84H179ZM179 85H178V86H179ZM206 85H207V84H206ZM34 86H35V85H34ZM34 86H33V87H34ZM65 86L67 87V85H65ZM65 86H64V87H65ZM83 86H84V85H83ZM90 86H91V85H90ZM101 86H102V85H101ZM146 86H147V85H146ZM154 86H155V85H154ZM154 86H153V87H154ZM159 86H160V85H159ZM159 86H158V87H159ZM186 86H187V84H186ZM188 86H189V85H188ZM188 86H187V88H188ZM258 86H259V85H258ZM33 87H32V88H33ZM48 87H49V85H48ZM50 87H51V84H50ZM54 87L57 88V86H54ZM62 87H63V86H62ZM62 87H61V88H62ZM64 87H63V88H64ZM92 87H93V86H91V89H93ZM128 87H129V86H128ZM133 87H134V86H133ZM144 87H145V86H144ZM144 87H143V88H144ZM147 87H148V86H147ZM174 87H175V85H174ZM176 87H177V86H176ZM182 87H184V86H182ZM189 87H190V88H191V87L193 88L192 85L189 86ZM253 87H254V85H253ZM256 87H257V85H256ZM259 87H261V86H259ZM51 88H52V87H51ZM87 88H89V87L87 86ZM159 88H160V87H159ZM208 88H209V87H208ZM254 88H255V87H254ZM8 89H9V88H8ZM145 89H146V88H145ZM188 89H189V88H188ZM203 89H204V87H203ZM255 89H256V88H255ZM260 89H261V88H260ZM46 90H47V89H46ZM53 90H54V89H53ZM53 90H52V91H53ZM55 90H57V89H55ZM65 90H67V89H65ZM65 90H63V91H65ZM97 90H98V89H97ZM147 90H148V89H147ZM194 90H195V89H194ZM262 90H263V89H262ZM50 91H51V90H50ZM87 91H88V89H87ZM93 91H94V90H93ZM126 91H127V89H126ZM132 91H133V90H132ZM186 91H187V90H186ZM255 91H256V90H255ZM259 91H260V90H259ZM40 92H41V91H40ZM66 92H67V91H66ZM256 92H257V91H256ZM63 93H64V92H63ZM63 93H62V94H63ZM92 93H95V92H92ZM10 94H11V93H10ZM29 94H30V93H29ZM43 94H44V93H43ZM45 94H46V93H45ZM101 94H102V93H101ZM32 95H33V94H32ZM51 95H52V93H51ZM54 95H55V94H54ZM98 95H100V91H99V94H98ZM257 95H258V94H257ZM55 96H56V95H55ZM66 96H67V94H66ZM92 96H93V95H92ZM95 96H96V95H94V97H95ZM102 96H104V95H102ZM102 96L100 97V98H102V99H103L104 97H106V96H104V97H102ZM258 97H259V95H258ZM3 98H4V97H3ZM42 98H44V97H42ZM96 98H97V97H96ZM106 98H107V97H106ZM254 98H255V97H254ZM59 99H60V98H59ZM61 99H62V97H61ZM88 99H89V98H88ZM42 100H43V99H42ZM55 100H56V99H55ZM55 100H54V101H55ZM66 100H67V99H66ZM66 100H64V101H66ZM253 100H254V99H253ZM46 101H47V100H46ZM51 101H52V100H51ZM59 101H61V100H59ZM64 101H62V102H64ZM105 101H107V100L105 99ZM250 101H252V100H250ZM70 102H71V101H70ZM52 103H53V102H52ZM54 103H55V102H54ZM246 103H247V102H246ZM256 103H257V102H256ZM36 104H37V103H36ZM70 104H71V103H70ZM105 104H106V103H105ZM247 104H249V103H247ZM44 105H45V103H44ZM61 105H62V104H61ZM64 105H65V104H64ZM101 105H102V104H101ZM101 105H100V107H101ZM250 105H251V104H250ZM50 106H51V104H50ZM252 106H253V105H252ZM45 107H46V106H44V108H45ZM69 107H70V105H69ZM44 108H43V109H44ZM65 108H67V105H66ZM65 108H64V109H65ZM244 108H245V107H244ZM261 108H262V107H261ZM45 109H47V107H46ZM45 109H44V110H45ZM67 109H68V108H67ZM102 109H103V107H102ZM105 109H108V107L105 108ZM58 110H59V109H58ZM84 110H85V109H84ZM56 111H57V110H56ZM66 111H67V110H66ZM244 111H245V110H244ZM246 111H247V110H246ZM249 111H250V110H249ZM40 112H42V110H41ZM54 112H55V110H54ZM69 112H71V111L69 110ZM72 112H74V111H72ZM72 112H71V113H72ZM84 112H86V111H84ZM55 113H57V112H55ZM55 113H53V114H55ZM71 113H70V114H71ZM82 113H83V111H82ZM101 113H103V112H101ZM105 113H106V112H105ZM250 113H251V112H250ZM53 114H52V116H54ZM59 114L61 115V113H59ZM70 114H69V115H70ZM103 114H104V113H103ZM259 115H260V114H259ZM50 116H51V114H50ZM67 116H68V111H67ZM73 116H74V115H73ZM102 116H103V115H102ZM60 117H62V115H61ZM263 117H264V116H263ZM263 117H262V118H263ZM38 118H40V117H38ZM243 118H244V117H243ZM41 119H42V118H41ZM59 119H61V118H59ZM73 119H75V117H74ZM76 119H77V118H76ZM92 119H93V117H92ZM200 119H201V118H200ZM47 120H48V119H47ZM240 120H242V116H241V119H240ZM240 120H239V121H240ZM263 120H264V119H263ZM263 120H262L261 123L264 122ZM42 121H43V119H42ZM44 121H45V120H44ZM66 121H67V120H66ZM68 121H69V120H68ZM70 121H71V120H70ZM75 121H76V120H74L73 122H75ZM97 121H98V120H97ZM226 121H227V120H226ZM34 122H36V121L33 120V123H34ZM47 122H48V123H51V122H49V121H47ZM52 123H53V122H52ZM52 123H51V124H52ZM77 123H79V122H77ZM77 123H76V124H77ZM101 123H102V122H101ZM225 123H226V122H225ZM229 123H230V121H229ZM35 124H36V123H35ZM38 124H39V123H38ZM38 124H37V127H38ZM41 124H43V123H41ZM59 124H60V123H59ZM73 124H74V123H73ZM203 124H204V123H203ZM226 124H227V123H226ZM43 125H44V124H43ZM46 125L48 126L49 124H46ZM46 125H45V126H46ZM96 125H97V124H96ZM100 125H101V124H100ZM230 125H232V124H230ZM263 125H264V124H263ZM263 125H260V126H263ZM33 126H34V125H33ZM45 126H44V127H45ZM54 126H55V124H54ZM54 126H51V127H54ZM62 126H66V125H62ZM74 126H75V124H74ZM225 126H226V125H225ZM228 126H229V125H228ZM228 126H227V127H228ZM3 127H4V126H3ZM37 127H36V128L33 127V129H34V128L37 129ZM44 127H43V130L46 131L47 129H46V128L44 129ZM67 127H68V126H67ZM71 127H72V126H71ZM199 127H200V126H199ZM215 127H216V125H215ZM69 128H70V127H69ZM73 128H74V127H73ZM75 128H76V127H75ZM78 128H79V127H78ZM101 128H102V127H101ZM107 128H108V127H106V129H107ZM202 128H204V127H202ZM208 128H209V127H208ZM208 128H207V129H208ZM233 128H235V127L233 126ZM0 129H2V128H0ZM35 129H34V130H35ZM38 129H39V128H38ZM48 129H49V127H48ZM51 129H53V128H51ZM55 129H57V128H55ZM82 129H83V127H82ZM94 129H96V128H94ZM94 129H93V130H94ZM215 129H216V128H215ZM222 129H224V127H223ZM226 129H227V128H226ZM230 129H231V128H230ZM230 129H229V127H228L227 130H230ZM29 130H30V129H29ZM34 130H33V131H34ZM43 130H42V131H43ZM218 130H220V128H218ZM253 130H254V129H253ZM42 131H41V132H42ZM47 131H48V130H47ZM51 131H52V130H51ZM81 131H82V130H81ZM103 131H105V130H103ZM106 131H107V130H106ZM214 131H215V130H214ZM214 131H212V132H214ZM254 131H255V130H254ZM260 131H261V130H260ZM262 131H264V130H262ZM37 132H38V131H36V133H37ZM49 132H50V131H49ZM92 132H93V131H92ZM195 132H196V131H195ZM218 132H219V131H218ZM226 132H227V131H226ZM237 132L239 133V131H237ZM251 132H253V131H251ZM5 133H7V132H5ZM23 133H24V132H21V135H24ZM50 133H51V132H50ZM199 133H200V132H199ZM201 133H203V132H201ZM207 133H209V132L207 131L206 134H207ZM215 133H216V131H215ZM219 133H220V132H219ZM228 133H229V131H228ZM233 133H235V132H233ZM238 133H237V134H238ZM256 133H257V131H256ZM263 133H264V132H263ZM8 134H9V133H8ZM26 134H30V132H29V133H26ZM33 134H35V133L33 132ZM42 134H43V133H42ZM52 134H53V133H51V135H52ZM61 134H63V133H61ZM98 134H100V132H99ZM116 134H117V133H116ZM195 134H196V133H195ZM211 134H212V133H211ZM211 134H210V135H211ZM213 134H214V133H213ZM235 134H236V133H235ZM254 134H255V133H254ZM254 134H253V135H254ZM259 134H260V133H259ZM259 134H258V136H259ZM0 135H1V134H0ZM31 135H32V134H31ZM31 135H30V136H31ZM46 135H47V134H46ZM59 135H60V134H59ZM100 135H102V134H100ZM104 135H105V134H104ZM106 135H108V133H106ZM106 135H105V136H106ZM192 135H193V134H192ZM217 135H218V134H217ZM217 135H216V136H217ZM226 135H229V134H226ZM238 135H239V134H238ZM255 135H257V134H255ZM261 135H262V134H261ZM1 136H2V135H1ZM6 136H7V135H6ZM17 136H18V135H17ZM25 136H26V135H25ZM32 136H33V135H32ZM35 136H36V135H35ZM38 136H39V135H38ZM54 136H55V135H54ZM67 136H68V134H67ZM193 136H194V135H193ZM201 136H203V135L201 134ZM229 136H231V134H230ZM236 136H237V135H236ZM258 136H256V137H258ZM4 137H5V136H4ZM27 137H28V136H27ZM41 137H42V136H41ZM49 137H50V136H49ZM98 137H99V136H98ZM203 137H204V136H203ZM238 137H239V136H238ZM238 137H237V138H238ZM253 137H254V136H253ZM29 138H30V137H29ZM44 138H45V137H44ZM44 138H43V139H44ZM47 138H48V137H47ZM47 138H45V139H47ZM68 138H69V137H68ZM68 138H67V139H68ZM87 138H88V137H87ZM87 138H86V139H87ZM103 138H104V137H103ZM112 138H113V136H112ZM114 138H115V137H114ZM121 138H122V137H121ZM231 138H232V137H231ZM30 139H31V138H30ZM30 139H28V140H30ZM34 139H36V138L34 137ZM53 139H54V138H53ZM69 139H70V138H69ZM110 139H111V138H108V140H110ZM118 139H119V138H118ZM118 139H117V141H118ZM191 139H192V137H191ZM194 139L198 140L197 138H194ZM202 139H203V138H202ZM204 139H206V138H204ZM209 139H212V137H211V138L209 137ZM223 139H225V137H224ZM235 139H236V138H235ZM240 139H241V138H240ZM242 139H245V138H242ZM247 139H248V138H247ZM247 139H245V140H247ZM263 139H264V137H263ZM1 140H2V138H1ZM10 140H12V139H10ZM21 140H23V139H21ZM40 140H42V139L40 138L39 141H40ZM47 140H48V139H47ZM76 140H77V139H76ZM102 140H103V139H102ZM104 140H105V139H104ZM104 140H103V141H104ZM108 140H106V141H104V142L107 143ZM119 140H120V139H119ZM196 140H194V141H196ZM5 141H6V140H5ZM5 141H4V142H5ZM16 141H17V139H16ZM23 141H24V140H23ZM51 141H52V140H51ZM66 141H67V140H66ZM68 141H70V140H68ZM86 141H87V140H86ZM203 141H204V140H203ZM206 141H207V140H205V142H206ZM225 141H226V140H225ZM225 141H224V142H225ZM235 141H236V140H235ZM235 141H232V142L235 143ZM237 141H241V140H237ZM243 141H244V140H243ZM259 141H260V139H259ZM259 141H257V142H259ZM1 142H2V141H1ZM1 142H0V144H1ZM6 142H7V141H6ZM9 142H10V141H9ZM9 142H8V143H9ZM13 142H14V141H13ZM17 142H18V141H17ZM20 142H21V141H20ZM41 142H42V141H41ZM41 142H40V143H41ZM71 142H72V141H71ZM80 142H81V141H80ZM104 142H103V144H104ZM200 142L202 143V141H200ZM200 142H199V143H200ZM245 142H246V141H245ZM247 142H248V141H247ZM249 142H250V141H249ZM257 142H256V144H257ZM11 143H12V141H11ZM47 143H48V142H47ZM69 143H70V142H69ZM199 143H198V144H199ZM207 143H208V142H207ZM236 143H237V142H236ZM236 143H235V144H236ZM252 143H253V141H252ZM3 144H4V143H3ZM16 144H18V143H16ZM24 144H25V143H24ZM42 144H44V142H43ZM51 144H52V143H51ZM80 144H81V143H80ZM107 144H108V143H107ZM195 144H197V143H195ZM209 144H210V142H209ZM209 144H208V145H209ZM246 144H248V143H246ZM250 144H251V143H250ZM256 144H254V145H256ZM261 144H263V143L261 142ZM1 145H2V144H1ZM5 145H7V143H5ZM11 145H12V144H11ZM11 145H10V146H11ZM18 145H21V143H19ZM119 145H120V144H119ZM199 145H200V144H199ZM199 145H198V147H199ZM211 145H212V144H211ZM233 145H234V144H233ZM238 145H239V144H238ZM14 146H15V145H14ZM25 146H26V144H25ZM33 146H34V145H33ZM42 146H43V145H42ZM48 146H51V145H48ZM52 146H53V144H52ZM68 146H70V145H68ZM89 146L92 147L93 145H89ZM101 146H103V145H101ZM106 146L109 147V146H111V145L109 144V146H108V145H106ZM117 146H118V145H117ZM120 146H121V145H120ZM122 146H123V145H122ZM200 146H201V145H200ZM212 146H213V145H212ZM212 146H211V147H212ZM248 146H249V145H248ZM248 146L246 145V147H248ZM258 146H261V145H258ZM0 147H1V146H0ZM7 147H8V146H7ZM34 147H36V145H35ZM34 147H32V148H34ZM43 147H44V146H43ZM56 147H57V146H56ZM99 147H100V146H99ZM194 147H195V146H194ZM201 147H202V146H201ZM201 147H200V148H201ZM205 147H206V146H205ZM227 147H228V146H227ZM238 147H239V146H238ZM251 147H252V146H251ZM253 147H254V146H253ZM19 148H20V147H19ZM36 148H37V147H36ZM72 148H73V147H72ZM81 148H82V147H81ZM115 148H116V147H115ZM195 148H196V147H195ZM195 148H194V149H195ZM207 148H208V146H207ZM234 148H235V147H234ZM236 148H237V147H236ZM236 148H235V149H236ZM257 148H259V147H257ZM12 149H13V147H12ZM12 149H11V150H12ZM39 149H41V148L39 147ZM39 149H38V150H39ZM49 149H50V147H49ZM49 149H48V153H49ZM51 149H52V148H51ZM78 149H80V148H78ZM83 149H84V148H83ZM105 149H106V148H105ZM107 149H108V148H107ZM116 149H117V148H116ZM211 149H212V148H211ZM220 149H221V148H220ZM224 149H225V148H224ZM224 149H223V150H224ZM228 149H229V148H228ZM254 149H255V147H254ZM261 149H264V148H261ZM261 149H260V150H261ZM11 150H10V151H11ZM38 150L36 149V151H38ZM55 150H56V149H55ZM131 150H132V149H131ZM201 150H202V149H201ZM216 150H217V149H215V151H216ZM238 150H239V149H238ZM257 150H258V149H257ZM41 151H42V150H41ZM114 151H116V150H114ZM225 151H226V150H225ZM232 151H233V150H232ZM263 151H264V150H263ZM263 151H261V152H263ZM29 152H30V150H29ZM39 152H40V150H39ZM55 152L57 153V150H56ZM59 152H60V151H58V154H59ZM202 152H203V151H202ZM217 152H218V151H217ZM261 152H259V153H261ZM13 153H15V152L13 151ZM48 153H47V154H48ZM51 153H52V152H51ZM51 153H50V154H51ZM79 153H80V152H79ZM95 153H96V151H95ZM106 153H107L106 155H109L108 152H106ZM118 153H119V152H118ZM198 153H199V152H198ZM8 154H11V152L8 153ZM76 154H77V153H76ZM18 155H20V154H18ZM87 155H88V154H87ZM87 155L85 154V156H87ZM244 155H245V154H244ZM260 155H261V154H260ZM262 155H263V153H262ZM12 156H13V155H12ZM12 156H11V157H12ZM22 156H23V155H22ZM55 156H56V155H55ZM65 156H67V155H65ZM238 156H239V155H238ZM7 157H9V156L7 155L6 158H7ZM13 157H14V156H13ZM35 157H37V155H36ZM44 157H45V156H44ZM92 157H93V156H92ZM102 157H105V156L102 155ZM102 157H101V159H102ZM107 157H108V156H107ZM159 157H160V156H159ZM242 157H243V156H242ZM258 157L261 158V160H264V159H262L261 156L258 155ZM9 158H10V157H9ZM9 158H8V159H9ZM53 158H54V156H53ZM144 158H145V156H144ZM144 158H143V159L141 158L142 161L145 160ZM263 158H264V157H263ZM8 159H6V160H8ZM13 159H15V158H13ZM13 159H12V160H13ZM16 159H17V158H16ZM40 159H41V158H40ZM40 159H39V160H40ZM54 159H55V158H54ZM67 159H68V158H67ZM112 159H113V158H112ZM155 159H156V157H155ZM158 159H159V158H158ZM158 159H156V160H158ZM244 159H245V158H244ZM21 160H22V159H21ZM23 160H25V159H23ZM47 160L50 161V155H49V158H48V159H45L46 162H48ZM71 160H72V158H71ZM113 160H115V159H113ZM159 160H160V159H159ZM41 161H42V160H41ZM45 161L43 160V163H44ZM146 161H149V160H145L144 163H145ZM177 161H181V160L178 159ZM182 161H183V160H182ZM6 162H7V161H6ZM15 162H16V160H15ZM17 162H20V160L17 161ZM17 162H16V163H17ZM30 162L32 163L31 160H30ZM103 162H104V158H103ZM118 162H119V161H118ZM185 162H186V161H185ZM234 162H235V161H234ZM243 162H246V161H243ZM260 162H261V161H260ZM263 162H264V161H263ZM9 163L12 164V162H11V158H10V162H9ZM23 163H25V161H23ZM27 163L29 164V162H27ZM41 163H42V162H41ZM59 163H60V162H59ZM74 163H75V162H74ZM74 163L72 162V164H74ZM109 163H110V162H108V164H109ZM112 163L114 164L115 162L113 161ZM171 163H172V161H171ZM177 163H178V162H177ZM186 163H187V162H186ZM228 163H229V162H228ZM261 163H262V162H261ZM25 164H26V163H25ZM51 164H53V163L51 162ZM105 164H106V163H105ZM105 164H104V165H105ZM110 164H111V163H110ZM147 164H148V163H147ZM175 164H176V163H174V165H175ZM180 164H182V163H179V165H180ZM232 164H233V163H232ZM244 164H245V163H244ZM8 165H9V164H8ZM8 165H7V166H8ZM14 165H15V164H14ZM23 165H24V164H23ZM37 165L40 166L39 163H37ZM41 165H42V164H41ZM45 165H46V164H45ZM116 165H117V163H116ZM152 165H153V164H152ZM157 165H158V164H157ZM157 165H156V166H157ZM227 165H228V164H227ZM234 165H235V164H234ZM240 165H241V163H240ZM262 165H263V164H262ZM24 166H25V165H24ZM29 166H30V165H29ZM111 166H112V165H111ZM111 166H110V167H111ZM230 166H231V164H230ZM3 167H4V166H3ZM110 167H108V168L110 169ZM113 167H115V166H113ZM118 167H119V166H118ZM118 167H117V168H118ZM231 167H232V166H231ZM249 167H251V166H249ZM106 168H107V166H106ZM111 168H112V167H111ZM0 169H1V168H0ZM36 169H37V168H36ZM61 169H62V168H61ZM61 169H60V170H61ZM139 169H140V168H139ZM263 169H264V168H263ZM33 170H35V169L33 168ZM43 170H44V169H43ZM104 170H105V168H104ZM141 170H142V168H141ZM143 170H144V169H143ZM158 170H159V169H158ZM161 170H164V171L166 170V171H168V169H161ZM207 170H208V169H207ZM4 171H5V170H4ZM4 171H3V172H4ZM12 171H13V170H12ZM23 171H24V169H23ZM44 171L48 172L47 170H44ZM111 171H113V170L110 169V172H111ZM134 171H135V169H134ZM159 171H160V170H159ZM159 171H158V172H159ZM164 171H162V172H164ZM181 171H182V170H181ZM231 171H232V170H231ZM235 171H236V170H235ZM238 171H240V170H238ZM1 172H2V170H1ZM3 172H2V173H3ZM6 172H7V171H6ZM14 172H15V171H14ZM41 172H42V171H41ZM74 172H75V171H74ZM74 172H73V173H74ZM107 172H108V171H107ZM162 172H161V174H162ZM247 172H248V171H247ZM23 173H24V172H23ZM25 173H27L26 170H25ZM34 173H35V172H34ZM38 173H39V171H38ZM38 173H35V174H38ZM111 173H112V172H111ZM118 173H119V172H118ZM144 173H145V171H144ZM159 173H160V172H159ZM164 173H165V175L167 174L166 172H164ZM4 174H5V173H4ZM12 174H13V172H12ZM14 174H15V173H14ZM30 174H31V173H30ZM40 174H41V173H40ZM119 174H120V173H119ZM168 174H169V173H168ZM0 175H1V173H0ZM9 175H10V174H9ZM41 175H42V174H41ZM48 175H49V174H48ZM64 175H65V174H64ZM109 175H110V174H109ZM140 175H142V172H141ZM147 175H148V174H147ZM163 175H164V174H163ZM165 175H164V177H165ZM18 176H19V175H18ZM20 176H21V175H20ZM32 176H33V174H32ZM49 176H52V175H49ZM88 176H89V175H88ZM110 176H111V175H110ZM112 176L115 177L116 175H113V174H112ZM112 176H111V177H112ZM138 176H139V174H138ZM138 176H137V179H138ZM150 176H151V175H150ZM153 176H154V175H153ZM3 177H4V176H3ZM39 177H40V176H39ZM41 177H43V176H41ZM54 177H55V176H54ZM107 177H108V176H107ZM131 177H132V176H131ZM139 177H140V176H139ZM141 177H142V176H141ZM161 177H162V176H161ZM187 177H188V176H187ZM5 178H6V177H4L3 180H4ZM12 178H13V177H12ZM14 178H15V176H14ZM22 178H23V177H22ZM28 178H29V176H28ZM28 178H27V179H28ZM70 178H72V177H70ZM97 178H98V177H97ZM109 178H110V177H109ZM123 178H124V176L122 177V179H123ZM143 178L145 179V178H147V177L145 176V177H143ZM152 178H153V177H152ZM155 178H156V177H155ZM155 178H153V180H154ZM157 178H158V176H157ZM20 179H21V178H20ZM23 179H24V178H23ZM46 179H47V178H46ZM99 179H100V178H99ZM99 179H98V180H99ZM122 179H121V181H123ZM147 179H148V178H147ZM150 179H151V178H150ZM160 179H161V178H160ZM163 179H164V178H163ZM0 180H1V179H0ZM7 180H9V179H7ZM40 180H41V179H40ZM73 180H74V179H73ZM95 180H96V179H95ZM95 180H93V181H95ZM111 180H112V179H111ZM114 180H115V179H114ZM117 180H119V179H117ZM28 181H30V180H28ZM47 181H48V180H47ZM70 181H71V180H70ZM101 181H102V179H101ZM112 181H113V180H112ZM138 181H139V179H138ZM140 181H141V180H140ZM145 181H146V180H145ZM148 181H150V180H148ZM158 181H160V180H158ZM161 181H162V179H161ZM0 182H3V181L1 180ZM8 182H9V181H8ZM43 182H44V180H43ZM59 182H60V181H59ZM117 182H118V184H119V181H117ZM37 183H38V182H37ZM60 183L62 184V180H61ZM111 183H112V182H111ZM139 183H140V182H139ZM139 183H138V184H139ZM144 183H145V182H144ZM204 183H205V182H204ZM11 184H12V183H11ZM46 184H47V183H46ZM50 184H52V183H50ZM108 184H109V183H108ZM112 184H113V183H112ZM112 184H111V185H112ZM116 184H117V183H115L114 185H116ZM123 184H124V182H123ZM145 184H146V183H145ZM145 184H144V185H145ZM6 185H7V183H6L5 186H4L5 189H6ZM56 185H57V184H56ZM71 185H72V184H71ZM71 185H70V186H71ZM79 185H80V184H79ZM87 185H88V184H87ZM105 185H106V184H105ZM109 185H110V184H109ZM109 185H108V186H109ZM147 185H149V184H147ZM1 186H2V185H1ZM1 186H0V187H1ZM44 186H46V185L44 184ZM49 186H50V185H49ZM57 186H58V188H59V187L62 188L63 185H62V186L57 185ZM101 186H102V185H101ZM119 186L122 187L121 184H120ZM137 186H138V185H137ZM17 187H18V186H17ZM47 187H48V186H47ZM52 187H53V186H52ZM75 187H77V186H75ZM105 187H106V186H105ZM116 187H117V186H116ZM116 187H114V189H115ZM39 188H40V187H39ZM41 188H43V187L41 186ZM45 188H46V187H45ZM49 188H50V187H49ZM54 188H56V187H54ZM73 188H74V187H73ZM88 188H89V187H88ZM100 188H103V186L100 187ZM138 188H139V187H138ZM46 189H47V188H46ZM46 189H45V190H46ZM50 189H51V188H50ZM103 189H104V188H103ZM106 189H107V188H106ZM118 189H119V188H118ZM139 189H140V188H139ZM23 190H24V189H23ZM41 190H42V189H41ZM41 190H39V191H41ZM43 190H44V189H43ZM51 190H52V189H51ZM59 190H60V189H59ZM62 190H63V191H66V190H64V188H62ZM62 190H60L61 193H62ZM94 190H97V188L94 189ZM111 190H112V189H111ZM123 190H124V189H123ZM129 190H130V189H129ZM144 190H145V189L143 188V191H142V192H144ZM150 190H151V189H150ZM71 191H73V190H71ZM74 191H75V190H74ZM97 191H98V190H97ZM102 191H104V190H102ZM106 191H108V190H106ZM109 191H110V188H109ZM113 191H114V190H112L111 193H112ZM118 191H120V190H118ZM147 191H148V190H147ZM54 192H56V191H54ZM114 192H116V190H115ZM128 192H129V191H128ZM137 192H138V190H137ZM142 192H140V193H142ZM149 192H150V191H149ZM9 193H11V192H9ZM56 193H57V192H56ZM56 193H55V194H56ZM58 193H59V192H58ZM58 193H57L56 195H58ZM61 193H59V194H61ZM70 193H72V192H70ZM87 193H89V192L87 191ZM98 193H99V192H98ZM116 193H117V192H116ZM116 193H115V194H116ZM131 193H132V191H131ZM146 193H148V192H146ZM153 193H154V192H153ZM24 194H27V193H24ZM64 194H65V193H64ZM67 194H68V193H67ZM67 194H66V196H67ZM106 194H107V193H106ZM106 194L104 193V196H105ZM113 194H114V193H113ZM113 194H112V195H113ZM144 194H145V193H144ZM144 194H143V195H144ZM18 195H19V193H18ZM46 195H47V194H46ZM62 195H63V193H62ZM69 195H70V194H69ZM100 195H101V197L103 196L102 192H101ZM100 195H98V196H100ZM112 195H111V196H112ZM126 195H128V194H126ZM43 196H44V195H43ZM59 196H60V195H59ZM64 196H65V195H64ZM66 196H65V197H66ZM76 196H78V195L75 194V197H76ZM113 196H114V195H113ZM113 196H112V197H113ZM131 196H132V195H131ZM152 196H154V195H152ZM62 197H63V196H62ZM62 197H60V198H62ZM67 197H68V196H67ZM69 197H70V196H69ZM69 197H68V198H69ZM73 197H74V195H73ZM73 197H72V200L75 198V197H74V198H73ZM125 197H126V196H125ZM138 197H139V196H138ZM150 197H151V196H150ZM56 198H57V197H56ZM95 198H96V197H95ZM107 198H111V197H107ZM114 198H115V196H114ZM117 198H119V196H117ZM120 198H122V197H120ZM139 198H141V197H139ZM142 198H145V197L143 196ZM146 198L149 200L148 197H146ZM10 199H11V198H10ZM10 199H9V200H10ZM46 199H47V198H46ZM62 199H64V198H62ZM97 199H99V198H97ZM101 199H102V201H103V198H101ZM125 199H126V198H125ZM131 199H132V198H131ZM137 199H138V198H137ZM150 199H152V198H150ZM153 199H154V198H153ZM43 200H45V199H43ZM59 200H60V199H59ZM67 200H68V199H67ZM69 200H70V199H69ZM93 200H94V198H93ZM112 200H113V199H112ZM10 201H11V200H10ZM62 201H63V200H62ZM100 201H101V200H100ZM113 201H114V200H113ZM116 201H121V200H119V199L117 200V199H116ZM122 201H123V199H122ZM122 201H121V202H122ZM138 201H140V199H139ZM144 201H146V200H144ZM151 201H152V200H151ZM11 202H12V201H11ZM71 202H74V201H70V203H71ZM92 202H93V201H92ZM129 202H131V201H129V199H128V203H129ZM132 202H134V200H132ZM132 202H131V203H132ZM146 202H147V201H146ZM146 202H144V203H146ZM148 202H150V201H148ZM148 202H147V203H148ZM18 203H19V201H18ZM60 203H61V201H60ZM77 203H79V202H77ZM94 203H96V204L98 205L97 202L94 201ZM144 203H142V204H144ZM44 204H45V203H44ZM64 204H65V203H64ZM64 204H62V206H63ZM126 204H127V203H126ZM129 204H130V203H129ZM136 204H137V203H136ZM11 205H12V204H11ZM49 205H50V204H49ZM137 205H138V204H137ZM172 205H173V204H172ZM172 205L170 204L171 207H172ZM41 206H42V205H41ZM41 206H40V207H41ZM47 206H48V205H47ZM56 206H57V205H56ZM64 206H65V205H64ZM70 206H74V203H72V205H70ZM107 206H108V204H107ZM128 206H129V205H128ZM135 206H136V205H135ZM139 206H141V205H139ZM155 206H158V205H157V204H154V202H153V203H152V208L154 209V211H155V208H154ZM173 206H174V205H173ZM2 207H3V206H2ZM42 207H44V206H42ZM48 207H52V206H48ZM54 207H55V206H54ZM59 207H60V205H59ZM129 207H131V206H129ZM149 207H151V205H149ZM168 207H169V206H168ZM55 208H56V207H55ZM71 208H72V207H71ZM110 208H111V207H110ZM132 208L135 209V210H137L138 207H137V208H134V207L132 206ZM132 208H131V209H132ZM140 208H141V207H140ZM143 208H144V205H143ZM152 208H150V209H152ZM174 208H175V207H174ZM5 209H6V208H5ZM12 209H13V208H12ZM32 209H33V208H32ZM53 209H54V208H53ZM60 209H61V208H60ZM125 209H127V208H125ZM125 209H123V210H125ZM128 209H129V208H128ZM133 209L131 210L132 212H133ZM145 209H146V207H145ZM147 209H149V208H147ZM147 209H146V210H147ZM9 210H10V209H9ZM24 210H25V209H24ZM64 210H69V209H68V207H67V208L64 207ZM100 210H101V209H100ZM100 210H99V211H100ZM141 210H142V209H141ZM173 210H174V209H173ZM175 210H176V209H175ZM3 211H4V210H3ZM89 211H90V210H88V212H89ZM99 211H98V212H99ZM144 211H145V210H144ZM144 211H143V212H144ZM149 211H150V210H149ZM149 211H147V213H148ZM154 211H153V212H154ZM178 211H179V209L177 210V212H178ZM183 211H184V210H183ZM5 212H6V210L4 211V213H5ZM24 212H25V211H24ZM37 212H38V211H37ZM43 212H44V211H42V213H43ZM53 212H54V211H53ZM88 212H86V213H88ZM96 212H97V211H96ZM102 212H103V211H102ZM128 212H129V211H128ZM143 212H142V213H143ZM145 212H146V211H145ZM173 212H174V211H173ZM20 213H21V212H20ZM28 213H29V212H28ZM35 213H36V212H35ZM49 213H50V212H49ZM49 213H47V215H49ZM56 213H57V212H55V214H56ZM64 213H65V212H64ZM66 213H67V212H66ZM79 213L81 214V212H79ZM121 213H125V212H121ZM135 213H137V212H134V214H135ZM149 213H150V212H149ZM0 214L2 215L3 213H0ZM51 214H52V213H51ZM53 214H54V213H53ZM84 214H85V213H84ZM101 214H102V213H101ZM127 214H129V213H127ZM130 214H131V213H130ZM26 215H27V212H26ZM66 215H67V214H66ZM91 215H93V214H89V216H91ZM150 215H151V214H150ZM3 216H4V215H2V217H3ZM52 216H53V215H52ZM60 216H61V215H60ZM60 216H59V217H60ZM71 216H72V215H71ZM105 216H106V215H105ZM124 216H125V215H124ZM128 216H129V215H128ZM132 216H133V214H132ZM137 216H138V214H136V217H137ZM0 217H1V216H0ZM10 217H11V216H10ZM27 217H29V216H27ZM27 217H26V218H27ZM30 217H31V214H30ZM30 217H29V218H30ZM34 217H36V216H34ZM38 217H39V216H38ZM41 217H42V216H41ZM56 217H57V216H56ZM61 217H62V216H61ZM66 217H67V216H66ZM73 217H74V216H73ZM100 217H102V216H100ZM100 217H98V218H100ZM109 217H111V216H109ZM125 217H126V216H125ZM133 217H134V216H133ZM52 218H53V217H52ZM127 218H129V217H127ZM145 218H146V217H145ZM7 219H8V218H7ZM39 219H41V218H39ZM42 219H43V217H42ZM50 219H51V217H50ZM85 219H86V218H85ZM89 219H90V217H89ZM92 219H93V218H92ZM104 219H105V218H104ZM106 219L108 220V217H106ZM27 220H28V219H27ZM31 220H32V219H31ZM45 220H47V219L45 218ZM63 220H64V219H63ZM6 221H7V220H6ZM11 221H13V219H12ZM28 221H30V220H28ZM28 221H27V222H28ZM37 221H38V220H37ZM53 221H54V220H53ZM58 221H60V220H58ZM89 221H90V220H89ZM91 221H92V220H91ZM91 221H90V222H91ZM101 221H103V219H102ZM108 221H109V220H108ZM108 221H107V222H108ZM126 221H127V220H126ZM2 222H3V221H2ZM30 222H31V221H30ZM35 222H36V221H35ZM35 222H33V223H35ZM47 222H48V221H47ZM81 222H82V221H81ZM81 222H80V223H81ZM83 222H84V220H83ZM87 222H88V221H87ZM87 222H84V223H87ZM92 222H93V221H92ZM92 222H91V223H92ZM96 222H97V221H96ZM31 223H32V222H31ZM37 223H38V222H37ZM60 223H61V221H60ZM75 223H76V222H75ZM102 223H104V222H102ZM105 223H106V221H105ZM4 224H5V223H4ZM26 224H27V223H26ZM41 224L46 225L45 223H41ZM41 224H40V225H41ZM49 224H51V223H48V225H49ZM53 224H54V223H52V225H53ZM78 224H79V223H78ZM111 224H113V223H111ZM0 225H1V224H0ZM5 225H6V224H5ZM8 225H10V224H8ZM33 225H34V224H33ZM35 225H36V223H35ZM44 225H42V226L44 227ZM52 225H51V226H52ZM55 225H56V224H55ZM82 225H83V224H82ZM97 225H98V224H97ZM104 225H105V224H104ZM114 225H115V224H114ZM116 225H118V224H116ZM2 226H3V224H2ZM21 226H22V225H21ZM23 226H25V225L23 224ZM26 226H28V225H26ZM63 226H64V227H67L66 225H63ZM85 226H86V225H85ZM87 226H88V228H89V225H87ZM93 226H94V225H93ZM13 227H14V226H13ZM32 227H33V226H32ZM36 227L38 228L39 226L37 225ZM64 227H63V228H64ZM74 227H75V226H74ZM74 227H73V228H74ZM79 227H80V226H79ZM109 227H110V225H109ZM1 228L4 230V228H7V225H6L4 228H3V227H1ZM49 228H50V227H49ZM73 228H72V229H73ZM88 228H87V229H88ZM93 228H95V227H93ZM93 228H92V229H93ZM96 228H97V227H96ZM96 228H95V229H96ZM98 228H99V227H98ZM101 228H102V227H101ZM112 228H113V227H111L110 229L112 230ZM21 229H24V230H25V227H24V228H21ZM21 229H20V230H21ZM29 229H30V228H29ZM29 229H28V230H29ZM40 229H41V227H40ZM45 229H47V227H46ZM54 229H55V228H54ZM54 229H53V230H54ZM59 229H60V228H59ZM89 229H91V225H90V228H89ZM99 229H100V228H99ZM110 229H109V230H110ZM0 230H1V229H0ZM3 230H2V231H3ZM20 230H19V231H20ZM28 230H27V231H28ZM42 230H43V229H42ZM56 230H57V228H56ZM65 230H66V228L63 230V232H65ZM67 230H68V229H67ZM106 230H107V229H106ZM106 230H105L104 232H106ZM113 230H115V229H113ZM116 230H117V229H116ZM21 231H22V230H21ZM30 231H31V229H30ZM37 231H38V229H37ZM59 231H60V230H59ZM90 231H91V230H90ZM92 231H95V230H92ZM97 231H98V230L96 229V232H97ZM122 231H123V230H122ZM3 232H4V231H3ZM8 232H9V231H8ZM13 232H14V231H13ZM23 232H24V231H23ZM33 232H34V231H33ZM46 232H47V231H46ZM67 232H68V231H67ZM75 232H76V231H75ZM87 232H89V231H87ZM110 232H111V231H110ZM27 233H28V232H27ZM29 233H30V232H29ZM36 233H37V232H35V234H36ZM39 233H40V231H39ZM56 233H58V232H56ZM94 233H95V232H93V234H94ZM97 233H98V232H97ZM118 233H119V232H118ZM124 233H125V231H124ZM126 233H127V232H126ZM6 234H7V232H6ZM8 234H9V236H10V233H8ZM8 234H7V235H8ZM13 234H14V233H13ZM25 234H26V233H25ZM45 234H46V233H45ZM63 234H64V233H63ZM66 234H67V233H66ZM66 234H64V235H66ZM76 234H77V233H76ZM83 234H85V233H83ZM90 234H91V233H90ZM90 234H88V235H90ZM99 234H100V233H99ZM108 234H109V233H108ZM114 234L117 235V231H116V233H112V235H114ZM119 234H121V233H119ZM119 234H118V235H119ZM122 234H123V233H122ZM26 235H28V234H26ZM57 235H59V234H57ZM57 235H56V236H57ZM67 235H68V234H67ZM116 235H114L112 238H114ZM127 235H128V234H127ZM9 236H8V238H9ZM12 236H13V235H12ZM18 236L20 237L21 235H18ZM33 236H34V235H33ZM45 236H46V235H45ZM69 236H70V232H69ZM85 236H86V235H85ZM93 236H94V235H93ZM95 236H96V235H95ZM109 236H110V235H109ZM36 237H37V236H36ZM88 237H89V236H88ZM90 237H91V236H90ZM110 237H111V236H110ZM4 238H6V237H4ZM14 238H15V237H14ZM30 238H31V237H30ZM38 238L40 239V237H38ZM49 238H53V237H49ZM62 238H63V237H62ZM67 238H70V237H67ZM76 238H79V239L81 240V238H83V237L80 236V235L78 234V235H76ZM91 238H92V237H91ZM93 238H94V237H93ZM106 238H107V237H106ZM118 238H119V237H118ZM118 238H117V239H118ZM0 239H1V238H0ZM20 239H21V238H20ZM24 239H26V241L28 240L27 238H24ZM42 239H43V238H42ZM42 239H41V240H42ZM103 239H104V238H103ZM122 239H123V238H122ZM122 239H121V240H122ZM126 239H128V238L126 237ZM126 239H124V240H126ZM18 240H19V239H18ZM21 240H23V238H22ZM21 240H20V241H21ZM56 240H57V239H56ZM119 240H120V239H119ZM9 241H10V239H9ZM44 241H45V240H44ZM44 241H43V242H44ZM94 241H95V240H94ZM97 241H98V239H97ZM97 241H95V243H97ZM105 241H107V240H105ZM0 242H3V241L0 240ZM11 242H12V241H11ZM24 242H25V241H24ZM24 242H23V243H24ZM47 242H48V241H47ZM56 242H57V241H56ZM56 242H55V243H56ZM112 242H113V240H112ZM3 243H4V242H3ZM38 243H39V241H38ZM44 243H45V242H44ZM44 243H43V244H44ZM59 243H62V242L59 241ZM1 244H2V243H1ZM36 244H37V242H36ZM45 244H46V243H45ZM49 244H50V243H49ZM22 245H23V244H22ZM33 245H34V244H33ZM62 245H63V244H62ZM97 245H98V244H97ZM6 246H7V245H6ZM15 246H16V245H15ZM17 246H20V245H17ZM17 246H16V247H17ZM28 246H29V245H28ZM28 246H27V247H28ZM38 246H39V245H38ZM44 246H45V245H44ZM46 246H47V245H46ZM63 246L65 247V245H63ZM123 246H124V245H123ZM0 247H1V246H0ZM8 247H9V246H8ZM20 247H22V246H20ZM35 247H36V245H35ZM40 247H42V246H40ZM53 247H54V246H53ZM32 248H33V247H32ZM48 248H49V246H48ZM68 248H69V247H68ZM14 249H15V248H14ZM39 249H40V248H39ZM39 249H38L37 251H39ZM42 249H43V247H42ZM42 249H41V250H42ZM44 249H45V248H44ZM53 249H54V248H53ZM80 249L82 250V249H84V248H80ZM80 249H79V251H80ZM90 249H91V248H90ZM73 250H74V249H73ZM87 250H88V249H87ZM91 250H94V249H91ZM1 251H5V250H4V246H3V249L1 248ZM33 251H34V248H33ZM76 251H78V248H77ZM96 251H97V250H96ZM16 252H17V251H15V254H16ZM70 252H71V251H70ZM73 252H74V251H73ZM81 252H83V250H82ZM88 252H89V251H88ZM98 252H99V251H98ZM111 252H112V251H111ZM44 253H45V252H44ZM47 253H48V252H47ZM49 253H50V252H49ZM62 253H63V252H62ZM65 253H66V252H65ZM68 253H69V252H68ZM76 253H77V252H76ZM83 253H84V252H83ZM94 253H95V252H94ZM96 253H97V252H96ZM107 253H108V252H107ZM113 253H114V252H113ZM0 254H1V253H0ZM3 254H4V253H3ZM6 254H7V253H6ZM21 254H22V252L20 253V255H21ZM84 254H85V253H84ZM91 254H92V253H91V251H90V256H91ZM117 254H118V253H117ZM58 255H59V254H58ZM71 255H73V254H71ZM78 255H79V254H78ZM80 255H81V253H80ZM80 255H79V256H80ZM100 255H102V254H100ZM109 255H110V254H108L107 256H109ZM115 255H116V254H115ZM14 256H16V255H14ZM47 256H48V255H47ZM62 256H64V255H62ZM62 256H61V257H62ZM83 256H84V255H83ZM87 256H88V254H87ZM102 256H105V255H102ZM42 257H44V256H42ZM49 257H50V256H49ZM51 257H52V256H51ZM51 257H50V258H51ZM55 257H56V256H55ZM57 257H58V256H57ZM72 257H74V255H73ZM81 257H82V256H81ZM115 257H116V256H115ZM11 258H12V257H11ZM11 258H10V259H11ZM45 258H46V257H45ZM47 258H48V257H47ZM50 258H48V259H50ZM67 258H69V257H67ZM67 258L65 257V259H67ZM74 258H75V257H74ZM74 258H73V259H74ZM76 258L78 259V257H76ZM79 258H80V257H79ZM83 258H86V257H83ZM90 258H91V257H90ZM90 258H89V259H90ZM98 258H99V257H98ZM102 258H103V257H102ZM109 258H110V256H109ZM3 259H4V258H3ZM12 259H13V258H12ZM12 259H11V261H12ZM14 259H15V258H14ZM110 259H111V258H110ZM116 259H118V258H116ZM1 260H2V258H1ZM31 260H32V259H31ZM59 260H60V259H59ZM59 260H58V261H59ZM84 260H85V259H84ZM91 260H92V258H91ZM8 261H9V260H8ZM44 261H45V260H42V262H44ZM50 261H51V260H50ZM56 261H57V260H56ZM56 261H55V262H56ZM73 261H74V260H73ZM85 261H86V260H85ZM102 261H103V260H102ZM35 262H36V261H35ZM45 262H46V261H45ZM77 262H78V261H77ZM10 263H11V262H10ZM29 263H31V262H29ZM39 263H40V261H39ZM50 263H51V262H50ZM81 263H82V262H81ZM4 264H5V263H4ZM11 264H13V263H11ZM20 264H21V263H20ZM32 264H33V263H32ZM42 264H43V263H42ZM51 264H52V263H51ZM68 264H69V263H68ZM74 264H76V263L74 262ZM92 264H93V263H92ZM98 264H100V263H98Z\"/></svg>","mask_w":264,"mask_h":264}]
</instances>
